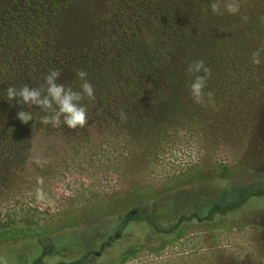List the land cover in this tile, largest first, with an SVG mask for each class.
Wrapping results in <instances>:
<instances>
[{"label": "rangeland", "instance_id": "rangeland-1", "mask_svg": "<svg viewBox=\"0 0 264 264\" xmlns=\"http://www.w3.org/2000/svg\"><path fill=\"white\" fill-rule=\"evenodd\" d=\"M87 2L97 12L122 9L129 17L135 5L156 3ZM219 2L217 30L193 24L194 8L182 6L190 38L207 45L220 35L222 41L216 54L200 59L192 55L193 41L184 42L190 47L185 71L173 81L139 73L147 87L126 83L124 98L108 107L97 106L98 91L83 129H37L10 146V126H0V264H33L47 250L45 264L87 254L86 264H264L263 197L211 220L179 223L184 215L204 217L215 205L239 202L250 189L264 190V0H239L235 15L224 10L226 0ZM257 51L260 65L252 63ZM201 60L211 71L204 91L214 104H198L190 92L203 73L190 74L188 66ZM156 79L165 87L148 89ZM177 80L182 86L174 90ZM38 157L49 163L36 164ZM134 210L154 217L160 230L145 221L121 228Z\"/></svg>", "mask_w": 264, "mask_h": 264}, {"label": "trees", "instance_id": "trees-1", "mask_svg": "<svg viewBox=\"0 0 264 264\" xmlns=\"http://www.w3.org/2000/svg\"><path fill=\"white\" fill-rule=\"evenodd\" d=\"M155 1L154 8L146 4L135 5L137 13L129 14V17L122 9L113 13L97 12L99 6L96 4L92 9L87 0H0V126H10L6 134L10 146L16 145L23 136H35L37 129L46 128L51 133H59L62 128L43 125L41 117L46 113L37 106L9 101L6 94L9 86L17 89L25 84L40 87L49 70H60L58 83L80 91L82 81L77 72L83 70L88 73L86 79L93 85L95 97L98 91L101 94L98 96L100 102L96 99L90 102L85 97L82 105L87 107L97 102V106L108 107L115 105L117 98L121 102L124 98L122 92L128 88L126 83L136 89L147 87L144 81L135 77L139 73H153L154 78L163 75L173 81L176 73L185 71L182 60L188 57L190 47L184 42L191 40L196 45L192 52L195 59L217 53L216 47L222 41L220 35L211 44L204 45L199 36L190 38L188 30L184 31L188 18L182 6H187L186 3L194 8L195 15L189 16L193 24L210 23V28L217 30L215 20L220 21L221 14L207 10L211 9L212 0ZM128 6L132 9L134 4L128 3ZM200 8L203 10L199 11ZM148 10L150 15L146 12ZM203 15L207 20L202 18ZM150 23L154 24V29ZM138 24L141 26L135 28ZM227 26H224L227 28L224 33H230L231 27ZM177 41L181 44L178 45ZM150 56H153L152 60ZM158 80L148 89L164 88L163 82ZM181 82L177 80L174 90L180 89ZM112 93L115 94L110 97ZM90 108L94 110L93 106ZM20 111L31 112L33 121L21 122L17 118ZM261 197L264 198V190L250 189L239 202L215 205L204 217L197 213L184 215L179 223L195 219L207 221L215 215L230 214L250 199ZM134 220L148 222L160 230L152 216L138 214ZM50 252L45 251L33 264H45V257ZM89 255L70 263L56 264H86Z\"/></svg>", "mask_w": 264, "mask_h": 264}, {"label": "clouds", "instance_id": "clouds-1", "mask_svg": "<svg viewBox=\"0 0 264 264\" xmlns=\"http://www.w3.org/2000/svg\"><path fill=\"white\" fill-rule=\"evenodd\" d=\"M240 7L239 0H226L223 5L224 10L232 15L239 13ZM211 9L217 14H223L219 0L211 4ZM243 19L247 21L249 18L244 16ZM252 63L260 65V51L252 54ZM187 70L190 74L203 73V75H196L193 82L189 85L194 101L198 104H205L206 101L214 104L213 94L204 91L207 77L211 75L210 68L205 66L201 60L190 64ZM77 76L82 81L80 91H75L72 87H66L64 84L58 83L61 77L60 70H49L43 77V83L40 87H29L25 84L17 89L9 86L6 89L7 99L9 101L16 100L23 105L37 106L46 113L41 117L43 125L50 124L54 128L66 125L71 130L83 129L88 124V113L81 102L85 97L89 100H95V90L93 85L86 79L88 76L86 71L79 70ZM119 117L122 121L127 119L123 111L119 113ZM17 118L25 124L33 121V115L29 111H20L17 114ZM35 163L43 165L49 163V161L38 157Z\"/></svg>", "mask_w": 264, "mask_h": 264}, {"label": "flooded vegetation", "instance_id": "flooded-vegetation-1", "mask_svg": "<svg viewBox=\"0 0 264 264\" xmlns=\"http://www.w3.org/2000/svg\"><path fill=\"white\" fill-rule=\"evenodd\" d=\"M138 214H139V212L136 211V210L131 211L130 213H128V214L126 215V217H125V219H124L122 225H121V228H125L126 225H128L129 223L135 221V220H134V217L137 216ZM118 238H120V233H117V234L115 235V237H112L111 239H109V241H108L107 243H105V244L103 245V247H107V246L111 245V244H112L115 240H117Z\"/></svg>", "mask_w": 264, "mask_h": 264}]
</instances>
